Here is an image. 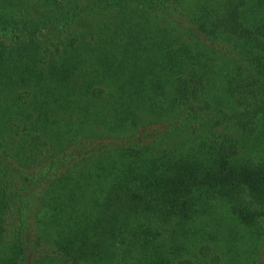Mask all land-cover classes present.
Returning <instances> with one entry per match:
<instances>
[{
    "label": "trees",
    "instance_id": "1",
    "mask_svg": "<svg viewBox=\"0 0 264 264\" xmlns=\"http://www.w3.org/2000/svg\"><path fill=\"white\" fill-rule=\"evenodd\" d=\"M0 264H264V0H0Z\"/></svg>",
    "mask_w": 264,
    "mask_h": 264
}]
</instances>
